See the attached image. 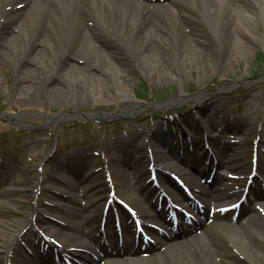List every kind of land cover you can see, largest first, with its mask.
Here are the masks:
<instances>
[{"label": "rangeland", "instance_id": "obj_1", "mask_svg": "<svg viewBox=\"0 0 264 264\" xmlns=\"http://www.w3.org/2000/svg\"><path fill=\"white\" fill-rule=\"evenodd\" d=\"M142 1L153 3L154 0ZM14 7L15 15L25 13L21 7ZM177 8L185 20L198 15L183 0ZM158 10L153 7L152 15ZM90 21L97 22L94 18ZM191 22L193 34L204 39L206 46L211 44L214 39L211 31L199 21ZM34 24L32 17L26 18L10 51L18 52L17 47L21 50L27 46ZM52 24L53 21L45 20L39 27L49 29ZM246 25L241 41L248 44V51L241 54L242 49H236L232 43L229 49L232 54L235 52L233 58L218 57V64L211 62L206 70L201 69L195 56L189 60L177 59L167 52L164 57L152 58L150 65H146L147 60L130 61L121 49H114L110 58L111 63L122 67L118 74L113 70L114 65L100 76L95 75L93 69L82 73L72 66L65 72L60 69L64 72L63 80L73 78L69 88H65V91L68 89L65 97L46 92L42 79L36 78L34 73H30L34 78L18 81L14 60L2 59L0 264H58L53 257H42L45 249L40 246L43 245L47 249L56 245L71 251L74 243L81 242L98 253L105 248L118 250L117 244L102 243L98 236L104 233H124L131 238L135 233L132 239L125 237L128 243L124 247H133L141 228L145 240L138 243L146 242V245L129 251L132 258L138 254L156 255L144 264H176L177 259L187 260L184 252L173 255L167 245L174 241L180 243L192 235L211 240L220 250L214 255V261L219 264H246L232 246L235 239L223 231V225L235 226L245 220L249 203L264 211V196L256 197L254 189L247 194L252 202L242 201L244 197L239 193L225 199V203L217 205L212 201L207 206L204 204L207 193L215 186L209 185L206 177L192 168L187 169V173L166 170L167 177L172 176L170 181L182 187V191L171 185L169 179H164L168 185L162 187L161 192L152 185L154 172L148 162L139 159L138 164L127 163L125 154L110 146L116 141H133L139 148L146 147L152 132L162 129L176 138L181 136L185 145L176 148L179 157H193L199 161L200 172L207 169L222 176L217 187L224 191L243 192L252 184L256 185L258 175L264 186V164L258 161L264 160V20H250ZM58 36L62 38L61 33ZM101 38L99 42L103 44L113 40L109 34ZM87 43L75 42L79 51L89 48L91 44ZM52 44L59 48L62 45L56 40H52ZM53 64V57H46L44 70L55 69ZM156 64L159 68H152ZM142 83L155 92L152 95L155 101L136 97V89ZM73 84L78 86L77 93L72 91ZM60 113L58 120L51 118ZM213 114L219 115L218 122L221 117H227L243 123L238 130H222L215 120H210ZM224 145H230L228 153L238 157V162L226 167L217 165L221 159L220 147ZM209 149L215 153V158L209 154ZM134 153L137 158L148 154L146 150ZM161 153L168 158L172 152L162 147ZM161 199L170 201L172 211L160 208L159 218L156 203ZM142 204L153 214V218L144 221V228L141 224L135 225V220L141 218ZM220 209L222 214L216 219V211ZM171 214L178 218L177 223H172L177 227L175 231L170 228ZM53 219L59 222H51L56 227L48 233L47 226ZM64 232L72 234V238L64 237ZM111 240L115 242L116 237ZM252 243L262 244V240H252ZM185 245L190 250L189 244ZM111 253L97 263L76 254L74 264H114L108 261L118 257Z\"/></svg>", "mask_w": 264, "mask_h": 264}, {"label": "bare ground", "instance_id": "obj_2", "mask_svg": "<svg viewBox=\"0 0 264 264\" xmlns=\"http://www.w3.org/2000/svg\"><path fill=\"white\" fill-rule=\"evenodd\" d=\"M183 1L189 4L198 15L185 20L177 8L181 0H173V2L169 3L162 0H154L153 3L142 0H0V61L5 57L14 60L18 81L23 82L24 80L32 79L34 77L30 73H34L36 78L42 79L46 92L49 94L50 92L53 94L57 93L65 97L68 94V89L66 92L65 88H69L73 82V78L71 80L67 78L63 80L62 75H64L63 73L67 67L78 68L81 73L93 69L97 73L95 75L100 76V74H106L111 66L114 65L113 70L118 74L119 69L122 67L111 63L112 60L110 58L114 55V49H121L130 61L147 60L148 63L146 65L151 62L152 58L156 60L157 56L164 57L167 52H171L173 58L177 59L186 57L189 60L195 56L201 65V69L206 70L211 66V62L218 64V57L223 60L229 57L233 58L235 52L232 54L229 49L232 43L236 49H242L240 51L241 54L243 51L247 52L249 49L248 44L241 41V36L246 34V23L250 22V20H258V18H263L264 20V0H254L253 3H238L236 0ZM17 2L18 4H16ZM14 4L21 7L25 13L15 15V12L12 11ZM256 5L259 7H256ZM153 7L159 9L156 15H152ZM27 17H32L35 22L32 26L33 34L28 35L27 46L23 49L21 48L20 50L17 47L18 52L10 51L18 34L22 32V26ZM93 18L97 22H91L90 20ZM45 20L53 21L49 29L39 27ZM191 20L203 23L211 31L214 36L211 44L206 46L204 39L201 40L193 34V23ZM2 25L5 26L2 27ZM6 29H8L7 32H5ZM60 33L62 38L58 36ZM106 34L113 37V40L108 42L110 44L99 42V40H102L101 37ZM52 40L61 43V48L53 45ZM77 40H81L83 43L89 42L91 45L89 48L86 47L79 51L75 44ZM215 44L216 46L218 44V46L216 47ZM98 51H100V54L97 53ZM46 57L47 59L53 57L55 69L44 70ZM152 68L158 69L159 67L157 68L156 64L155 66L152 65ZM59 70L64 72L61 73ZM94 72L91 73L93 74ZM53 84H59V86H54ZM71 87L73 92L78 91L77 84H73ZM206 105L209 106L208 104ZM218 116V114H213L210 120L216 121ZM226 118L221 117L219 122L216 121L222 130L233 131L240 129L239 126H241L240 123H243L242 121L237 122L236 118ZM179 137L176 138L174 134L167 133L162 129H156L150 135V140L146 147L139 148L133 141H116L111 143L110 146L111 148L114 147L118 152L124 153L127 163L129 161L136 163L139 159H141L140 161L148 162L154 172L152 185L155 186L156 180H172L170 174L167 177L166 170L177 173H187L188 167H194L199 170V161L197 159L179 157L175 153L176 148L185 145ZM229 146L220 147L221 159L217 162L218 166L226 167L228 164L238 162L236 155L228 153ZM162 147L172 152L171 157L166 158L162 155ZM144 150L148 154H143L142 157L138 155L139 157L137 158L134 152L137 151L139 153ZM200 174L201 177H206L209 185L215 186L213 190H209L207 193L208 199L204 203L207 206L212 201H216L217 205L225 203V199L239 193L242 196L245 195L244 202H252L247 196L248 193L224 191L222 188L217 187L222 181V176L218 175V173L204 169ZM253 194L256 197L264 196V186L254 190ZM144 205H140L142 210L139 214L141 217L139 220L146 225L144 221L146 218H153V214L151 215L145 207L146 205ZM249 206V215L245 220L235 226L223 225V231L235 239L236 242L232 246L246 264H264V211L256 205L249 203ZM220 211L221 209L216 211V219L220 218L222 214ZM157 215L160 218L161 213L157 212ZM53 221L55 223L59 222L57 219H53L50 223ZM55 227L51 223L50 226H47L46 232L49 233ZM227 233L225 234L228 235ZM63 236L72 238L73 235L64 232ZM196 236L192 235L185 238V240L183 239L184 241L180 243L179 241H174L167 245L173 255L178 254V252H184L187 255V260L184 258L183 260L177 259L176 264H219L214 261V255L218 254L220 250L210 242L211 240L203 236H197L194 239ZM259 239L262 240V244L252 243V240L256 242ZM244 240L246 241L244 242ZM185 244H189L190 250ZM99 252L81 242L74 243L71 251L66 250V248L61 250V253L66 258L67 253H69L72 256L79 255L96 263L111 252L114 257H118L111 258L108 261V263L114 264H144L151 260L152 257H156V255L146 256L138 254L132 258L130 256L132 252L125 249L113 251L105 248L103 250L99 249ZM71 258L69 260L74 263L75 260L73 257Z\"/></svg>", "mask_w": 264, "mask_h": 264}, {"label": "trees", "instance_id": "obj_3", "mask_svg": "<svg viewBox=\"0 0 264 264\" xmlns=\"http://www.w3.org/2000/svg\"><path fill=\"white\" fill-rule=\"evenodd\" d=\"M153 93H155V92H153ZM153 93L143 83L136 89V97L138 99H141L144 101H155L154 98L152 99ZM159 117H161V116H159Z\"/></svg>", "mask_w": 264, "mask_h": 264}, {"label": "water", "instance_id": "obj_4", "mask_svg": "<svg viewBox=\"0 0 264 264\" xmlns=\"http://www.w3.org/2000/svg\"><path fill=\"white\" fill-rule=\"evenodd\" d=\"M2 116H3V114L0 113V118H1ZM51 118H52L53 120H58L59 118H61V113L58 114V115H53V116H51Z\"/></svg>", "mask_w": 264, "mask_h": 264}]
</instances>
